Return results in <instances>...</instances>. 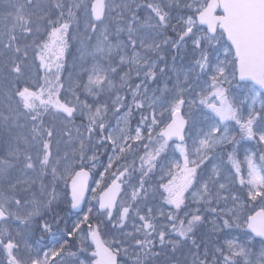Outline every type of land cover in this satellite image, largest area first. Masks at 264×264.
Returning <instances> with one entry per match:
<instances>
[{"label":"snow or ice","instance_id":"1","mask_svg":"<svg viewBox=\"0 0 264 264\" xmlns=\"http://www.w3.org/2000/svg\"><path fill=\"white\" fill-rule=\"evenodd\" d=\"M0 264H264V0H0Z\"/></svg>","mask_w":264,"mask_h":264},{"label":"rangeland","instance_id":"2","mask_svg":"<svg viewBox=\"0 0 264 264\" xmlns=\"http://www.w3.org/2000/svg\"><path fill=\"white\" fill-rule=\"evenodd\" d=\"M78 55L76 48L75 47H71L70 50L66 53V64H67V69L65 71V75L68 74V71L72 70V64H73V60L74 57H76ZM242 144L244 145V148L247 149L248 151H255L256 150V145L254 142H242ZM244 156V150L241 149L239 152V158L242 160ZM102 159L105 160L106 162V158L102 157ZM102 170V169H100ZM95 178H98V176H96ZM92 186L94 187L95 184L94 182L92 183ZM90 195V193H89Z\"/></svg>","mask_w":264,"mask_h":264}]
</instances>
